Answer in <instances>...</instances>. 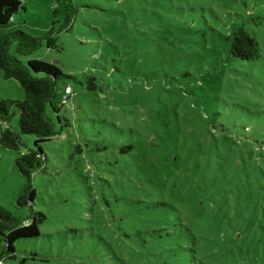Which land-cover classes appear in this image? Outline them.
<instances>
[{
	"label": "rangeland",
	"instance_id": "rangeland-1",
	"mask_svg": "<svg viewBox=\"0 0 264 264\" xmlns=\"http://www.w3.org/2000/svg\"><path fill=\"white\" fill-rule=\"evenodd\" d=\"M19 1L14 27L42 37L20 58L73 95L33 173L40 234L0 264H264V0H72L67 29L63 0ZM237 27L258 59L229 53ZM23 97L0 72V99ZM23 150L0 143V206L21 220Z\"/></svg>",
	"mask_w": 264,
	"mask_h": 264
},
{
	"label": "trees",
	"instance_id": "trees-1",
	"mask_svg": "<svg viewBox=\"0 0 264 264\" xmlns=\"http://www.w3.org/2000/svg\"><path fill=\"white\" fill-rule=\"evenodd\" d=\"M66 9L67 29L75 14L76 8L72 0H63ZM21 8L19 0H0V72L4 78L15 79L23 89L24 97L20 100L0 99V118L9 124L11 118L17 117V127L11 126L1 131L0 143L5 148L20 150L22 153L15 159V166L24 179V186L19 192L18 206H29L31 216L19 219L0 206V262L4 257H13L16 240L33 238L40 234V224L45 215L32 209L36 191L33 184V173L45 168L46 156L41 143L60 134L63 127L69 125L64 118L61 121L58 113L64 104L61 103L62 88L69 84L66 80L59 88L58 80L72 78L64 74L60 68L46 60L31 58L23 60L20 56L32 54L42 42V37L32 36L14 27L11 21L13 14ZM53 29V27L51 28ZM51 29L49 32H52ZM229 53L240 60L253 61L260 57L259 46L254 36L244 27H237L228 37ZM48 46L51 42L48 39ZM89 89H95V77H88ZM60 93L59 103L53 99ZM51 110L59 124L48 116ZM22 135L34 137L32 145H28Z\"/></svg>",
	"mask_w": 264,
	"mask_h": 264
},
{
	"label": "built area",
	"instance_id": "built-area-1",
	"mask_svg": "<svg viewBox=\"0 0 264 264\" xmlns=\"http://www.w3.org/2000/svg\"><path fill=\"white\" fill-rule=\"evenodd\" d=\"M72 95H73V89H72V86H71L70 84H66V85L62 88L61 103H62V104H67L69 98L72 97Z\"/></svg>",
	"mask_w": 264,
	"mask_h": 264
}]
</instances>
